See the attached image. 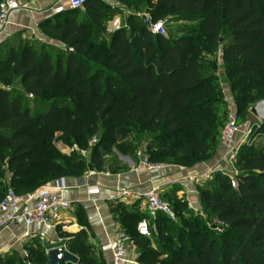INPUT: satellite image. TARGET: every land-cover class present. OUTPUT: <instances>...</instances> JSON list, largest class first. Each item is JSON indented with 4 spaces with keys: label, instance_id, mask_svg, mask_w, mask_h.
<instances>
[{
    "label": "trees",
    "instance_id": "16d2710c",
    "mask_svg": "<svg viewBox=\"0 0 264 264\" xmlns=\"http://www.w3.org/2000/svg\"><path fill=\"white\" fill-rule=\"evenodd\" d=\"M125 1L145 9L151 23L164 19L166 23H194L196 28H168L171 35L164 37L152 34L142 16L129 14L126 25L111 33L105 48L94 34L103 9L109 6L104 0H85L83 10L68 9L39 24L48 42L26 40L21 44L22 33H16L0 43V201L8 189L26 194L50 181L84 174V164L76 155L62 156L55 150L53 132L64 143L73 142L80 148L97 135L90 155L91 170L96 171H104L98 159L102 148L112 147L117 143L116 133H127L129 128L139 134L144 129L154 136L146 156L153 164L192 167L201 155L214 153L227 120L218 116L225 108L216 93L215 66L208 57L220 45L237 106L236 123L240 125L244 104L252 107L264 98V0ZM81 11L83 18L77 20ZM56 42L64 46L65 53L51 52ZM59 87L69 90L73 102H40ZM29 95L34 97L35 112L27 104ZM263 132L264 122L258 130L259 135ZM133 146V142L116 144L124 156H132ZM235 167L233 181L219 171L199 188L202 210L219 223L213 228L183 218L187 203L165 190L160 198L174 211L175 221L164 213L151 217L145 209L140 212L120 201L114 203L112 212L138 252L136 261L264 264V144L242 145ZM4 171L9 173L10 186L5 192ZM30 179L35 188L21 191ZM78 211L80 223L87 227L82 210ZM143 217L148 218V229L155 226L162 241H169L165 224L171 223L183 230L186 242L178 236L174 250L148 249L146 236L136 231ZM38 241L27 242L35 248L28 246L19 264H49L46 250L52 246ZM86 241L82 230L61 244L78 257L77 264H107L101 251ZM0 264L9 263L0 257Z\"/></svg>",
    "mask_w": 264,
    "mask_h": 264
},
{
    "label": "crops",
    "instance_id": "0c3cea01",
    "mask_svg": "<svg viewBox=\"0 0 264 264\" xmlns=\"http://www.w3.org/2000/svg\"><path fill=\"white\" fill-rule=\"evenodd\" d=\"M68 9H70L68 0H16L8 22L0 34V42L16 33L36 35L40 33L39 24L44 19ZM218 156V152L215 153L212 163L205 165L209 172L218 171V167L224 166V162L218 161ZM196 172L195 166L160 164L156 174H150L145 168L134 170L133 167H128L126 170L116 172L89 170L82 176L66 177L64 181L68 189L65 197L70 201L71 206L62 215V226L58 227L57 233L61 229H69L75 231L74 233L85 231L87 241L99 246L104 260L107 264H111L110 242L114 238L115 231L120 229L112 212L113 204L120 201L128 207L144 212L143 194L154 184L160 183L161 191L172 192L176 198L187 202L189 208L199 211L202 209L199 187L203 182L201 179H207V174L198 178ZM120 190H125L127 193L121 195ZM78 209L82 210L87 227L80 223ZM41 229L38 224L25 226L21 222L7 226L0 232V252L8 248L22 247L26 243L23 239L25 232L35 235ZM57 233L48 229V239L56 237ZM33 238L37 237L31 239ZM133 248H135L133 243L128 244L126 264H140L136 261L137 256L133 253Z\"/></svg>",
    "mask_w": 264,
    "mask_h": 264
},
{
    "label": "rangeland",
    "instance_id": "374dc122",
    "mask_svg": "<svg viewBox=\"0 0 264 264\" xmlns=\"http://www.w3.org/2000/svg\"><path fill=\"white\" fill-rule=\"evenodd\" d=\"M139 1V0H138ZM106 4L109 6V9L104 8L102 11V17L100 19L99 27L95 29V38L98 42L105 45V48L109 44V40L111 37V33L115 31L120 26H124L127 23V18L129 14H136L138 17H141L142 15H145L148 18V21L150 23V14L145 9H137L134 4H128L125 0H104ZM137 2V1H136ZM136 4V3H135ZM80 10H83L80 8ZM77 20H81L83 18V11L76 14ZM163 22V27L165 29L166 35L170 36L171 33L168 30V28H178V27H187L191 29H195L196 25L194 23H184V22H168L166 23L164 19H160ZM136 24L141 25L139 20L135 21ZM149 25V24H148ZM147 25V28L149 27ZM21 44L28 40L31 43H46L48 42L47 35L40 31L38 34H23ZM19 35L16 37V39L13 40V43H16L18 41ZM227 42V40L225 41ZM1 43V42H0ZM221 48L222 45H220L214 52L213 56H209L211 62L214 63L215 66V73H214V79L216 88H218V92H216L220 97L221 101L224 104L225 113L218 114L219 118H223L224 120H228L230 116H233L236 113L237 106L234 102L233 95L230 89V83L227 80V77L225 76V69L223 66V63L221 61ZM51 52L56 54L57 52L65 53V48L63 45L59 43H53L52 47L50 48ZM97 67H101L98 66ZM102 68V67H101ZM19 90V89H18ZM27 104L29 106V109L31 112H35L37 108L34 106V97L32 95H29L27 98ZM74 99H72V94L69 93V90L64 89L62 87L56 88L53 92L49 94H45L44 97L41 99L40 102L42 103H48V102H55L57 105H62L65 102L69 103L70 101L73 102ZM67 103V104H68ZM37 107V106H36ZM251 105L250 103H246L243 105L241 110V121L239 122V131L236 135V137H241L243 134H246L248 130L251 129V133H249V137L244 140L242 145H251L254 144L255 146L264 144V132L259 135V125L260 123L257 122V120L249 113ZM129 132H124V130L119 131L116 133V140L117 143L125 142L130 143L133 142L134 146L132 148V156H124L119 153V151L116 148L115 143L112 147L105 146L102 148V151L98 154V159L100 160L102 164V169L104 171H115L118 170L121 167H134L138 164V162L141 160V158H146L148 155V146L150 144H154V136L147 133L144 129L141 130V133H137L138 131L129 128ZM116 132V131H115ZM97 138L98 136H93L87 141V145L85 147L80 148L75 143L70 142L69 144L64 143L60 139V134L58 132L52 133V145L54 146L55 150L61 154L62 156H68L70 154L76 155L81 162L84 164L82 172L85 174L89 170H91V159L90 155L92 152V148L95 144H97ZM242 138V137H241ZM164 142V141H162ZM161 143V142H160ZM241 145V146H242ZM152 150V149H151ZM239 151V150H238ZM218 152V161L221 160V162H224V166L218 167V171L215 172H223L224 174H229V178L233 181L234 175L236 173V167H235V158L233 162L227 160L226 158L222 157V152L218 147H216V151L214 153L209 152L206 155H201V160L197 161L193 166H195L197 172L196 175L199 174H207V179L204 178L201 179L200 187H203L205 182H209L215 172H209L208 168H205V165H210L213 161V156L215 153ZM192 166V167H193ZM224 167H227L225 169ZM205 168V169H204ZM204 169V170H202ZM3 177V190L4 192L10 188L8 184V177L9 173L4 171ZM35 188V185L33 183V179H30V183L27 185H24L21 187V191H30ZM181 200V199H180ZM187 203V202H186ZM189 211V213H186V211ZM183 215H181L183 218H191L195 219L200 222V226L213 228L216 227L217 223L214 216H211L207 214L205 211L200 209L199 211H195L188 207V204H186V208L183 209ZM166 228V234L167 237H169V241H162L160 237L157 235V231L154 225H150V234L146 236L145 238L148 240L146 242V247L149 249H152L154 251H166L169 252L170 250H174L177 248L179 244L178 236L182 238V241L186 242L185 236L183 237V234L181 233L183 230L178 227L176 224H165ZM58 232V231H57ZM75 231H69V229H61L59 233H57L56 237H52L48 239L47 241L39 240L38 243L45 246H57L61 245L64 239H67L68 236L76 234ZM166 236V235H165ZM171 240V242H170ZM87 244H89L94 250L99 252V246H97L95 243H90L89 241H86ZM28 246L31 248H35L34 243H27L23 244L22 247L17 248H8L4 251L0 252V257L3 260H6L9 264H19V260L23 259L25 260ZM133 253L138 255V252L136 248H133ZM132 254V252H130ZM164 257V256H163ZM161 257V258H163Z\"/></svg>",
    "mask_w": 264,
    "mask_h": 264
},
{
    "label": "built area",
    "instance_id": "2783aa9c",
    "mask_svg": "<svg viewBox=\"0 0 264 264\" xmlns=\"http://www.w3.org/2000/svg\"><path fill=\"white\" fill-rule=\"evenodd\" d=\"M85 0H68L70 9L82 7ZM16 0H0V34L3 32L8 22L10 13ZM148 29L152 34L166 35L163 22L158 20L149 23ZM258 122V121H257ZM259 123V122H258ZM239 131V125L236 123L235 114L230 116L225 123L219 142V149L222 157L233 162L239 148L244 140L249 137L251 129L241 137H236ZM145 168L150 174L158 173L160 164L150 163L146 158H141L134 170ZM198 178L204 174L197 175ZM234 185V183H232ZM67 186L63 178L50 181L38 187L36 190L26 194H16L12 189H8L3 199L0 201V232L11 224L21 222L25 226L38 224L42 229L35 233L25 232L23 234L24 242H28L32 237L43 241L48 239L47 230L52 229L57 233L58 227L62 226L61 217L70 209V201L65 197ZM162 185L154 184L143 194L145 202V211L149 216L155 217L157 213L166 214L171 220L175 221L176 216L172 208L160 198ZM119 193L124 195L125 190ZM149 221L147 217L141 218L136 226V231L140 236H148ZM130 237L122 229L115 231L114 238L110 242L111 264L128 263V244Z\"/></svg>",
    "mask_w": 264,
    "mask_h": 264
},
{
    "label": "water",
    "instance_id": "95a60500",
    "mask_svg": "<svg viewBox=\"0 0 264 264\" xmlns=\"http://www.w3.org/2000/svg\"><path fill=\"white\" fill-rule=\"evenodd\" d=\"M142 19L146 25L149 24L148 18L142 15ZM221 42L222 39L220 38ZM69 50H72L70 47ZM249 113L259 122H264V98L256 102L249 109ZM49 264H77L78 257L70 253L63 244L52 246L46 250Z\"/></svg>",
    "mask_w": 264,
    "mask_h": 264
}]
</instances>
